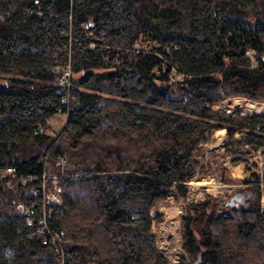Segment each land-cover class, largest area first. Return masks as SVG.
Here are the masks:
<instances>
[{
	"label": "trees",
	"instance_id": "trees-1",
	"mask_svg": "<svg viewBox=\"0 0 264 264\" xmlns=\"http://www.w3.org/2000/svg\"><path fill=\"white\" fill-rule=\"evenodd\" d=\"M230 96L264 99V0H0V264H173L155 202L209 172L197 150L212 129L264 144V112H230ZM249 166L244 201H186L181 246L198 264H264V159ZM54 178L46 221L64 257L37 230Z\"/></svg>",
	"mask_w": 264,
	"mask_h": 264
},
{
	"label": "rangeland",
	"instance_id": "rangeland-1",
	"mask_svg": "<svg viewBox=\"0 0 264 264\" xmlns=\"http://www.w3.org/2000/svg\"><path fill=\"white\" fill-rule=\"evenodd\" d=\"M232 97L220 102L219 105L229 110L239 106L244 110L264 112V99L250 100L240 96ZM50 119L55 122L56 127L64 124V116L61 114H54ZM238 150L240 154L247 157L245 164L241 161L233 163L230 160L238 154ZM197 156L208 167L209 172L204 175L195 174L189 179L188 196L171 194L157 200L151 208L152 214L160 217L152 221L156 244L173 264H178L181 257H184L185 264H194L193 259L183 250L180 239L179 221L186 201L201 198L207 193L223 201L234 192L237 193L238 201H244L248 195L244 180L249 177L250 162L255 160L259 166L256 170H261L264 144L258 149H252L250 146H243L237 142H228L226 135L221 140L203 141L197 150ZM221 210L223 208L219 207L218 211Z\"/></svg>",
	"mask_w": 264,
	"mask_h": 264
},
{
	"label": "built area",
	"instance_id": "built-area-1",
	"mask_svg": "<svg viewBox=\"0 0 264 264\" xmlns=\"http://www.w3.org/2000/svg\"><path fill=\"white\" fill-rule=\"evenodd\" d=\"M92 42H89V46L92 45ZM246 54L248 56H250L251 58L254 57L255 54V49L254 48H247L245 50ZM111 58L113 61H117L118 60V54L114 53L111 55ZM61 81L66 84L69 87V72L62 74L60 76ZM73 95L71 93H66L65 95V100L66 101H72ZM58 110L60 109V107H57ZM60 160H62V157H60ZM5 171L7 174L13 172V166L9 165L6 166ZM57 178H54L53 180V189H49L47 191H45L44 193V188H41V193L43 195V202L45 203V208L43 209V213L41 215V219H40V223L37 225V230L39 232H45L46 234V240L48 242V244H50L51 246H53L54 251L58 252L62 257L68 255L69 253L66 252L60 245L59 243V234H60V230H56L54 228H52L51 226L48 225L46 218L50 215V213L53 211L54 209V205L60 200V195L57 191ZM33 191L35 193H38L39 189L37 187L33 188ZM264 193L262 194L261 197V206H264V197H263ZM33 206L34 203H30L29 205H27L26 207H24L23 209V213L26 219L27 223H33L35 218H34V213H33Z\"/></svg>",
	"mask_w": 264,
	"mask_h": 264
},
{
	"label": "crops",
	"instance_id": "crops-1",
	"mask_svg": "<svg viewBox=\"0 0 264 264\" xmlns=\"http://www.w3.org/2000/svg\"><path fill=\"white\" fill-rule=\"evenodd\" d=\"M240 97H242V96H240ZM229 98H233L232 96H230V97H226V98H224L221 102H223L225 99H229ZM217 105V104H216ZM225 108V107H224ZM226 110H228V111H232V109L231 110H229L228 108H225ZM234 109V108H233ZM241 133H239V132H236V135H240ZM209 135H210V137L207 139V140H205V141H208V140H221V139H223L224 138V136H226L227 135V132H226V129H225V127H217V128H214V129H212L210 132H209ZM228 137V136H227Z\"/></svg>",
	"mask_w": 264,
	"mask_h": 264
},
{
	"label": "water",
	"instance_id": "water-1",
	"mask_svg": "<svg viewBox=\"0 0 264 264\" xmlns=\"http://www.w3.org/2000/svg\"><path fill=\"white\" fill-rule=\"evenodd\" d=\"M222 202H223V204H226V205H231L233 203H237L238 202L237 193L236 192L232 193V195H230V197L228 199L223 200ZM194 264H198L197 260L194 261Z\"/></svg>",
	"mask_w": 264,
	"mask_h": 264
}]
</instances>
